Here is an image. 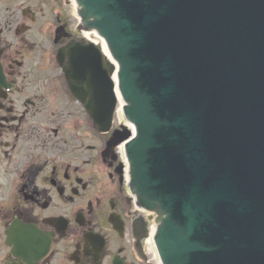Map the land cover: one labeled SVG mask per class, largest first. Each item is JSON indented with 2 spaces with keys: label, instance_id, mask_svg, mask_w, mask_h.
<instances>
[{
  "label": "water",
  "instance_id": "95a60500",
  "mask_svg": "<svg viewBox=\"0 0 264 264\" xmlns=\"http://www.w3.org/2000/svg\"><path fill=\"white\" fill-rule=\"evenodd\" d=\"M76 1L118 65L134 133L111 142L159 216L162 263L264 264V0ZM65 52L71 92L108 131L114 65L92 44Z\"/></svg>",
  "mask_w": 264,
  "mask_h": 264
},
{
  "label": "flooded vegetation",
  "instance_id": "af4514ba",
  "mask_svg": "<svg viewBox=\"0 0 264 264\" xmlns=\"http://www.w3.org/2000/svg\"><path fill=\"white\" fill-rule=\"evenodd\" d=\"M64 0H0V264H157L155 211L64 74ZM85 89V88H84Z\"/></svg>",
  "mask_w": 264,
  "mask_h": 264
},
{
  "label": "rangeland",
  "instance_id": "374dc122",
  "mask_svg": "<svg viewBox=\"0 0 264 264\" xmlns=\"http://www.w3.org/2000/svg\"><path fill=\"white\" fill-rule=\"evenodd\" d=\"M64 8H61V11L64 13H68V15H71L72 19H73V23L74 24H78V19H77V15H76V10H75V5L74 2L72 0H64ZM121 112H120V118H121Z\"/></svg>",
  "mask_w": 264,
  "mask_h": 264
},
{
  "label": "bare ground",
  "instance_id": "6f19581e",
  "mask_svg": "<svg viewBox=\"0 0 264 264\" xmlns=\"http://www.w3.org/2000/svg\"><path fill=\"white\" fill-rule=\"evenodd\" d=\"M102 49H103V53L106 55V57H108V52H107L106 48L104 47V45L102 46ZM113 82H114L115 85H117V83H118L117 73L114 74V76H113ZM116 97H117V100H118L119 108H122L123 105H124V101H123V98L120 95L118 89H116Z\"/></svg>",
  "mask_w": 264,
  "mask_h": 264
}]
</instances>
